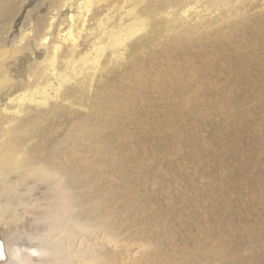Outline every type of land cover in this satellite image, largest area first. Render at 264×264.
I'll return each mask as SVG.
<instances>
[{"label": "bare ground", "instance_id": "obj_1", "mask_svg": "<svg viewBox=\"0 0 264 264\" xmlns=\"http://www.w3.org/2000/svg\"><path fill=\"white\" fill-rule=\"evenodd\" d=\"M30 1L0 0V214L37 198L56 215L38 243L8 241L5 264H172L159 253L182 241L198 262L212 252L256 264L226 260L222 238L200 249L225 214L206 229L185 217L178 234L134 188L189 155L191 113L264 92V0ZM258 123L247 126L257 145Z\"/></svg>", "mask_w": 264, "mask_h": 264}, {"label": "rangeland", "instance_id": "obj_2", "mask_svg": "<svg viewBox=\"0 0 264 264\" xmlns=\"http://www.w3.org/2000/svg\"><path fill=\"white\" fill-rule=\"evenodd\" d=\"M38 3L41 0H32L28 5L33 9ZM242 111L250 112L242 114ZM238 117L242 118V129L236 127L238 124L233 126ZM259 117H264V92L257 93L256 98L244 105L224 108L221 112L205 105L199 113H191L189 118L194 125V136L190 139L191 145L187 144L186 151L192 158V153H195L198 158L204 159L207 166L201 165L200 170L195 168V164H190L189 155L186 154L175 155L174 162H160V174L165 173L166 176L147 181L140 187L135 186L134 189L140 191L138 203L151 202L159 205L164 211L161 214L163 223L167 220L170 231H178V234L190 227L181 222L185 217L190 218L191 226L194 220L199 228L206 229L220 220L221 213L225 214L228 219L219 233L213 232L198 238L200 249L210 250L212 244L222 240L225 244L226 260L233 258L243 261L249 258L256 264H264V241L260 244L255 242V235L264 239V131L260 133V144L257 145L259 138L251 135L247 127L261 129L263 125L258 123ZM233 141H237V145L229 147ZM201 143L205 144L204 152L198 153L196 147ZM198 158L195 157L193 161L198 162ZM211 180L214 181L213 187L210 185ZM111 190L108 188L100 192L114 195L115 192ZM123 190L120 189V192ZM201 190L204 192H200ZM36 199L33 198L32 204L27 205L29 207H16L18 212L15 216L0 214V242L4 251L0 264L9 260L8 241H16L19 245L22 241L36 244L48 232L47 224L56 215L54 201ZM113 201L117 202L115 199ZM170 211L173 213L169 214ZM248 244L251 246L247 249L245 245ZM190 247L192 245L182 241L166 246L159 254L164 253L173 259L172 264L223 263L222 257L212 252L203 255L198 262L196 254L189 253ZM153 248L156 246L153 245ZM182 259L191 262L185 263Z\"/></svg>", "mask_w": 264, "mask_h": 264}, {"label": "flooded vegetation", "instance_id": "obj_3", "mask_svg": "<svg viewBox=\"0 0 264 264\" xmlns=\"http://www.w3.org/2000/svg\"><path fill=\"white\" fill-rule=\"evenodd\" d=\"M4 256V251H3V247H2V244L0 242V259H2Z\"/></svg>", "mask_w": 264, "mask_h": 264}]
</instances>
